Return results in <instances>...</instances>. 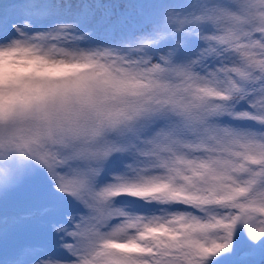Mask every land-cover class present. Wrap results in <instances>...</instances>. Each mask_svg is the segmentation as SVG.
Here are the masks:
<instances>
[{
    "label": "snow or ice",
    "instance_id": "6c2138e0",
    "mask_svg": "<svg viewBox=\"0 0 264 264\" xmlns=\"http://www.w3.org/2000/svg\"><path fill=\"white\" fill-rule=\"evenodd\" d=\"M0 264H264V0H0Z\"/></svg>",
    "mask_w": 264,
    "mask_h": 264
}]
</instances>
